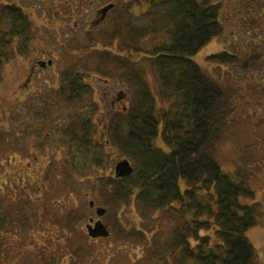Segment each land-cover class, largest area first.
Returning <instances> with one entry per match:
<instances>
[{"label": "trees", "instance_id": "16d2710c", "mask_svg": "<svg viewBox=\"0 0 264 264\" xmlns=\"http://www.w3.org/2000/svg\"><path fill=\"white\" fill-rule=\"evenodd\" d=\"M10 1L15 0H0V74L18 52L27 54V36L35 29ZM105 1L115 4L110 10L115 24L103 35L109 49L95 46L91 70L118 78L127 86L129 102L107 118L103 113L99 126L92 118L94 89L84 73L75 64L60 72L52 94L55 106L63 103L72 111L60 133L67 144L61 178L78 183L87 176L91 188L99 190L93 200L106 209L103 219L111 236L141 241L147 246L143 257L152 263L262 264L246 232L260 223L264 207L256 200L264 191V0H241L244 12L237 15L229 0ZM237 27L261 43L238 50L231 43ZM149 37L152 45L146 48L143 41ZM214 38H221L224 48L206 58L221 69L217 73L190 58ZM115 39L127 54L114 53ZM96 40L88 37L90 44ZM143 60L152 69L156 95L143 74ZM35 133V147L41 148L47 135ZM78 155L82 162L77 163ZM113 155L116 161L127 159L132 172L97 176L94 185L90 173L104 169ZM227 158L228 172L221 166ZM58 166L49 168L57 171ZM123 209L135 212L139 226L123 224ZM85 210L90 212L88 201ZM79 219L78 213L69 214L66 224ZM7 225L12 223L1 213L0 227ZM68 264L81 260L75 256Z\"/></svg>", "mask_w": 264, "mask_h": 264}, {"label": "rangeland", "instance_id": "374dc122", "mask_svg": "<svg viewBox=\"0 0 264 264\" xmlns=\"http://www.w3.org/2000/svg\"><path fill=\"white\" fill-rule=\"evenodd\" d=\"M7 1L3 0L4 3ZM229 1L235 5L233 14L244 12L238 6L241 0ZM10 2L25 11L36 30L33 29L27 36L30 45L27 54L23 56L18 52L3 66L0 74V216L5 213L12 223L11 226L0 227V264H68L75 256L81 260V264H155L143 257V250L147 246L141 241L125 242L111 235L97 238L86 236L85 225L90 217L96 216L94 210L86 212L85 204L89 198L95 199L99 190L97 187L91 188L85 175L78 183L64 182L60 175L65 160L63 154L67 150L60 133L61 128H65L63 125L69 124L72 115L65 104L55 106L56 99L52 96L60 83L61 70L75 64L77 71L84 73L88 84L94 89L93 100L97 109L92 118L99 126L103 113L107 118L110 111L129 102L127 86L118 78L107 79L91 70L96 66L92 56L95 46L99 50L109 49L102 44L103 35L114 26L111 18L114 13L93 26L89 23L99 16L96 11L108 1L77 0L75 3L73 0L71 6L60 5L59 0ZM88 37H95L97 44H90ZM116 40L112 44L114 53L127 54ZM231 43L238 50H248L261 41L244 27H237L231 36ZM143 44L146 48L152 45L151 37ZM223 44L221 38H214L190 58L214 73L221 72L206 57L223 50ZM131 57H136L133 51ZM40 59H50L52 65L40 68L35 64ZM34 64L36 70L28 74ZM142 64L143 74L156 95L152 69L145 60ZM236 71L247 75L237 68ZM260 75L264 83V71ZM236 77L240 79L237 74ZM117 92H121L123 101L112 106L111 101ZM42 103H53V106L47 107ZM42 105L43 110L37 111ZM22 129H28L30 136H26ZM34 131L47 135L46 142L41 146L43 149L35 147L37 134ZM223 155L226 156L225 153ZM81 156L78 155L77 163L82 162ZM116 158L118 156L113 155L111 161L104 163V169L98 168L93 174L90 173L94 185L97 184V176L113 172ZM224 162L221 166L228 172L231 162L228 158ZM54 163L59 165L57 171L49 168ZM263 197L264 191H260L256 200L264 201ZM242 200L246 203L253 201ZM262 210L260 223L247 230L246 236L257 249L258 261L264 264V207ZM75 213L80 219L69 227L66 219L69 214ZM122 213L124 217L121 220L126 227L139 226L133 210L123 209ZM168 222V219L164 220V224ZM78 246L84 249L75 255L74 250Z\"/></svg>", "mask_w": 264, "mask_h": 264}, {"label": "water", "instance_id": "95a60500", "mask_svg": "<svg viewBox=\"0 0 264 264\" xmlns=\"http://www.w3.org/2000/svg\"><path fill=\"white\" fill-rule=\"evenodd\" d=\"M113 7V4H107L104 7L100 8L97 13L100 14V17L95 21V24L102 21L106 15V13ZM122 98L121 92L117 95V100ZM132 172V167L127 159H122L118 161L114 166V173L116 177H124L129 175ZM90 209L94 208L95 215L99 217L97 220H93L92 217L88 219V223L85 225V230L87 235L90 238H97V237H108L110 235L109 230L104 225L100 217H102L106 209L102 207H94V201H89Z\"/></svg>", "mask_w": 264, "mask_h": 264}, {"label": "flooded vegetation", "instance_id": "af4514ba", "mask_svg": "<svg viewBox=\"0 0 264 264\" xmlns=\"http://www.w3.org/2000/svg\"><path fill=\"white\" fill-rule=\"evenodd\" d=\"M64 2H65V3H64ZM64 2L61 1V2H58V3H60V5H61V4H62V5H66V4L69 3L68 0H65ZM84 32H85V30H84ZM43 53H44V51H43ZM43 55H44V54H43ZM35 64H37L40 68H46V67L52 65L50 59H48V60H46V61H44V59H40V60H37ZM35 64H34V66H32V67L29 68V70H28V74H30V72L33 73V71L36 70V68H35ZM61 71H62V70H61ZM59 76H60V73H59ZM26 80H27V79H26ZM118 104H120V102H116V101L114 102V100L111 101V105H112V106H117ZM94 219H95V218H94Z\"/></svg>", "mask_w": 264, "mask_h": 264}]
</instances>
